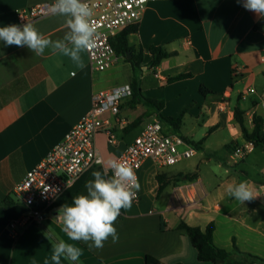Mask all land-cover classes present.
<instances>
[{"label": "crops", "instance_id": "1", "mask_svg": "<svg viewBox=\"0 0 264 264\" xmlns=\"http://www.w3.org/2000/svg\"><path fill=\"white\" fill-rule=\"evenodd\" d=\"M54 1L0 0V27L20 25V9ZM65 20L54 14L31 24L45 38L57 41L69 31ZM136 26L138 32L130 35L129 42L136 53L144 54L137 73L143 95L164 103V117H178L185 110L179 129L162 123L163 133L203 140L200 149L173 166L160 168L151 160L143 164L141 200L121 209L114 224L116 242L109 237L97 249L70 241L54 214L64 204H72L65 201L82 189L91 172L112 177L109 161L123 155L148 123L159 120L154 105L144 102L131 108L128 98L118 117L104 115L111 121L116 141L110 143L105 133L96 136L102 164L66 189L42 225H18L11 230L12 222L28 214L13 194L16 184L91 111L96 92L131 84L134 70L118 56L115 66L96 74L87 51L81 53L85 66L80 68L58 50L49 48L37 56L27 46L0 41V202L10 201L0 207V264H54L53 245L60 240L82 249L77 262L62 257L61 264H146L147 256L166 264H211L198 261L197 250L178 227L181 222L202 229L214 223L216 246L236 258L254 255L264 260V150L256 148L234 167L227 164L233 147L245 140L235 109L246 113L250 129L256 116L264 118V17L245 9L243 0H161L148 6ZM153 46L172 53L158 68H150ZM180 75L190 77L170 82ZM202 85L224 100L204 97ZM250 88L255 92L244 99ZM140 117L141 124L131 128ZM198 129L205 131L201 139H196ZM134 133L138 134L134 137ZM188 174H194V179L179 178ZM158 175L169 181L161 191ZM241 181L256 196L244 204L227 191Z\"/></svg>", "mask_w": 264, "mask_h": 264}, {"label": "built area", "instance_id": "2", "mask_svg": "<svg viewBox=\"0 0 264 264\" xmlns=\"http://www.w3.org/2000/svg\"><path fill=\"white\" fill-rule=\"evenodd\" d=\"M156 1L161 0H86L93 11L90 22L95 28L94 46L87 50L93 73L106 72L117 64L119 59L112 39L129 27L138 25L148 6ZM54 2L18 10L20 25L54 15L51 12ZM262 61L264 62V57ZM238 72L235 71L236 74ZM254 92L255 89H248L243 98L246 99L249 93ZM131 96L130 84L100 90L93 95L91 111L16 184L13 194L28 208V214L21 221L12 222L11 230L18 225H42L66 189L81 175L102 164V157L95 145L96 136L105 133L110 143L116 141L111 121L105 119L104 115L111 113L118 117L121 104ZM255 149L253 142L244 140L233 147L227 164L234 167L245 162ZM195 154L194 146L179 135L164 134L162 122L154 120L146 125L116 161L131 167L139 183V171L147 160L162 168L176 165L184 159L194 157ZM110 170L113 176V171L111 168ZM133 191L136 195L132 203H139L140 190ZM58 214L55 213L54 217L58 224H62L57 218Z\"/></svg>", "mask_w": 264, "mask_h": 264}, {"label": "clouds", "instance_id": "3", "mask_svg": "<svg viewBox=\"0 0 264 264\" xmlns=\"http://www.w3.org/2000/svg\"><path fill=\"white\" fill-rule=\"evenodd\" d=\"M243 7L264 17V0H243ZM51 12L66 17L69 31L63 40L47 39L31 23H25L23 26L10 24L0 27V41L7 46H27L37 56H42L49 48L58 50L83 68L81 53L91 49L95 43V28L90 22L92 9L86 0H55ZM109 166L113 171L112 177L105 176L101 171L93 172L94 179L85 186L87 194L75 196L71 205L64 204L59 209L57 218L70 241H83L90 248L100 249L109 237L113 242L118 240L115 221L121 209L131 208L136 195L133 189L138 190L139 183L131 167L116 160L109 161ZM227 191L241 204L256 197L246 181L229 185ZM81 255V248L60 240L53 245L51 261L61 264L64 257L77 262Z\"/></svg>", "mask_w": 264, "mask_h": 264}, {"label": "trees", "instance_id": "4", "mask_svg": "<svg viewBox=\"0 0 264 264\" xmlns=\"http://www.w3.org/2000/svg\"><path fill=\"white\" fill-rule=\"evenodd\" d=\"M138 32V27L133 26L122 33H120L116 38L112 39V44L116 50V54L118 56H122L126 62L130 63L133 70L134 75L131 81L132 87V96L129 98V106L131 108L136 107L139 104L144 102L150 103L156 107V112H159V120L164 124H169L174 129H179L183 122V116L185 114V110L178 117H164L161 114V111L164 107V103L159 102L154 99H149L143 95L142 88L140 85V81L137 78V73L141 72L142 70V63L144 61V54L143 51H139L136 53L135 49L130 45L129 37L132 34H136ZM130 54V56H129ZM150 54L152 56V60L150 62V68H158L161 66L162 62L172 56V53H169L164 47H157L153 46L150 49ZM190 75H180L175 78L170 79V82L178 81L184 78H188ZM200 93L204 97L212 96L214 99L223 101L224 97L219 95L206 86H201ZM246 113L242 111L240 108H236L234 112L235 121L241 128L242 134L245 140L251 141L255 144L256 148H262L264 150V118L260 116H256L254 118V127L252 129L249 128L247 124V120L245 117ZM143 117L138 118L133 123H131L130 127L134 128L141 124ZM179 134V133H177ZM188 143L192 146L200 149V146L203 143V140L200 142H194L189 139L183 137ZM91 172L88 180L82 187V189L75 194L70 199L66 200V203H72L73 198L75 196L81 194H87L86 184L88 181L93 180L94 177ZM194 174L188 175H181L179 178L181 179H194ZM157 180L160 183V191L164 189V187L169 183V181H164L163 176L158 175ZM171 181V180H170ZM59 202L56 204L58 205ZM10 205V201L6 200L0 202L1 206H8ZM180 230H184L189 237L192 246L197 250L198 253V261L202 263H211V264H264V260L258 256L254 255H241L242 257L236 258L234 255L226 251L225 249H221L216 246L214 242V232H215V225L214 223L209 224L206 229H202L198 226H191L185 222H181L178 226ZM146 264H166L163 261L155 258L154 256H147L146 257ZM181 264V263H177Z\"/></svg>", "mask_w": 264, "mask_h": 264}, {"label": "rangeland", "instance_id": "5", "mask_svg": "<svg viewBox=\"0 0 264 264\" xmlns=\"http://www.w3.org/2000/svg\"><path fill=\"white\" fill-rule=\"evenodd\" d=\"M205 131H202L201 129H198V135H197V137H196V139H201L202 138V133H204ZM138 133H134V137L137 135ZM213 162L214 163H216L215 162V160H213Z\"/></svg>", "mask_w": 264, "mask_h": 264}, {"label": "water", "instance_id": "6", "mask_svg": "<svg viewBox=\"0 0 264 264\" xmlns=\"http://www.w3.org/2000/svg\"><path fill=\"white\" fill-rule=\"evenodd\" d=\"M129 56H130V54H129Z\"/></svg>", "mask_w": 264, "mask_h": 264}]
</instances>
